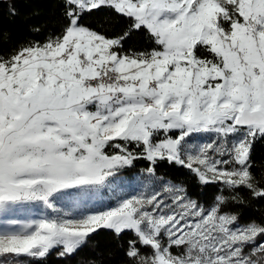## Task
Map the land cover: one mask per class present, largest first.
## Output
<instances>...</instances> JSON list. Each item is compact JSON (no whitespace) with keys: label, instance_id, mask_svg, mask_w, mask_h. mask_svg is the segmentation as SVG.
<instances>
[{"label":"snow or ice","instance_id":"1","mask_svg":"<svg viewBox=\"0 0 264 264\" xmlns=\"http://www.w3.org/2000/svg\"><path fill=\"white\" fill-rule=\"evenodd\" d=\"M62 3L60 33L0 56V264L68 258L100 229L122 241L121 264H264V213L241 225L238 210L264 201V0ZM101 8L130 21L122 35L80 22ZM139 31L155 47L126 51ZM139 160L131 182L148 191L125 197L119 174ZM164 162L220 185L213 202L158 176ZM105 190L115 206L89 208Z\"/></svg>","mask_w":264,"mask_h":264},{"label":"trees","instance_id":"2","mask_svg":"<svg viewBox=\"0 0 264 264\" xmlns=\"http://www.w3.org/2000/svg\"><path fill=\"white\" fill-rule=\"evenodd\" d=\"M18 14L9 15L7 6L0 9V56H7L22 43L29 40L43 42L49 33L57 34L67 24L63 16L64 4L62 0H18ZM84 26L105 35L108 38L120 36L126 30L129 20L117 15L110 8H101L91 12H85L80 21ZM40 27L42 31L37 34L33 27ZM155 47L144 31L133 32L124 42V49L133 51L150 50ZM134 147V146H133ZM253 160L257 165H264V141H258L254 145ZM144 160L136 162L131 169H124L119 175L132 177L141 173V169L147 168ZM254 171H258L254 169ZM157 175L174 182H183L188 192L201 204L209 205L217 195L220 185L210 184L201 186L196 177L185 167L164 162L157 167ZM249 196V193L242 192ZM239 224H247L249 221L261 219L264 213V201H250V206L241 207ZM130 238V234L123 239ZM122 241H118L113 232L100 229L93 234L88 243L76 254L65 259H60L53 252L46 260H30L22 257V264H121L124 260L123 252L119 247Z\"/></svg>","mask_w":264,"mask_h":264},{"label":"rangeland","instance_id":"3","mask_svg":"<svg viewBox=\"0 0 264 264\" xmlns=\"http://www.w3.org/2000/svg\"><path fill=\"white\" fill-rule=\"evenodd\" d=\"M198 135H199V139L195 141V143H205V142H208L210 139L207 134H198ZM136 175H142V173L136 174ZM122 177H125V176H122ZM125 178H126V182L121 183L119 186V191H121V194L124 195L125 197H129L131 195H139L142 192L146 193L148 191V189H142L135 182H131V177H125ZM165 180H169V179H165ZM100 195L103 197V199L92 201L89 204V208H91L92 210L102 211V210H107L109 207L115 206V200L111 199L110 193L107 190L101 192ZM57 207L63 209L65 212H71L73 216H75L76 213L80 211V209L75 208L72 204L68 202H60L57 204ZM41 215L42 213L39 210H36L32 212L18 213L13 218L21 219V220L39 219L41 218ZM48 215H54V214L50 210H48ZM69 218H72V217H69Z\"/></svg>","mask_w":264,"mask_h":264}]
</instances>
